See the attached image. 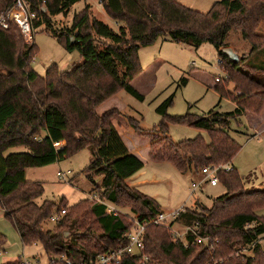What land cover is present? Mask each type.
Masks as SVG:
<instances>
[{
    "label": "trees",
    "instance_id": "trees-1",
    "mask_svg": "<svg viewBox=\"0 0 264 264\" xmlns=\"http://www.w3.org/2000/svg\"><path fill=\"white\" fill-rule=\"evenodd\" d=\"M26 1L36 16L32 21L34 30L42 23L50 26L51 16L65 15L81 0ZM98 1L117 31L90 17V7L86 6L74 16L70 28L58 35L52 32L65 50H77L81 56V64L65 71L54 65L43 77L39 76L31 68L37 54L35 44L25 43L12 22L7 30L0 28V209L21 244H39L49 261L52 257H64L70 264H88L109 250L127 245L124 234L131 225L121 216L107 215L102 205L89 200L70 209L61 203L56 211L65 210V215L52 230L43 229L55 206L47 201L35 202L43 194V187L39 182H27L25 170L55 164L84 149L92 157L84 172L93 186L92 192L115 207L130 208L136 220L146 223L143 256L125 255L115 264H212L216 258L233 254L236 246L256 242L264 236V217L256 215L264 207V189L246 190L233 167L228 172L218 171V181L226 193L216 198L209 209H185L173 222L191 229L184 242L174 240L170 234L173 223L168 227L151 224L160 207L154 199L127 184L143 171L144 165L128 152L112 124L113 117L120 114L111 109L99 115L96 110L120 91L143 100L131 86L141 72L138 52L158 39L194 49L208 44L218 52L220 67L237 90L247 92L252 86L264 91V78L250 80V85L242 87L238 78L243 74L240 66L244 61H231L221 52L228 48L225 40L229 32H238L243 40L251 42L252 52L264 46V36L256 34L264 26V0H221L205 14L175 0ZM11 6L12 0H0V14ZM186 83L183 78L181 84ZM219 84L220 80L214 90L220 99L235 103L232 112L219 113L218 104L202 116L187 113L171 119L206 132L208 143L200 137L174 143L165 124L146 132L139 122L125 118L135 134L149 139L150 160L169 162L181 175L220 164L232 166L240 147L228 132L229 124L239 121L246 110L259 115L262 106L259 104L255 113L249 111L252 104L245 105L240 97H230L231 93ZM171 104L170 97L156 112L165 119ZM61 142L63 148H54V144ZM11 148H24L26 152L4 156ZM94 176L101 178L99 185L93 182ZM87 217H92L98 226L97 236L86 227ZM4 244L0 235V246ZM259 248L254 247L255 257L244 264H264V249Z\"/></svg>",
    "mask_w": 264,
    "mask_h": 264
},
{
    "label": "rangeland",
    "instance_id": "rangeland-1",
    "mask_svg": "<svg viewBox=\"0 0 264 264\" xmlns=\"http://www.w3.org/2000/svg\"><path fill=\"white\" fill-rule=\"evenodd\" d=\"M218 1L221 0H175L181 6L203 14L207 13L211 6ZM86 6L90 7V17L117 31V26L105 14L98 0H81L72 5L65 15L51 16L50 26L42 23L32 33L37 54L31 62V68L39 76L43 77L50 66L55 65L59 71H65L82 63L79 52L77 50H65L63 44L58 41V36L52 32L58 35L65 28H70L74 16L83 11ZM256 34L264 36V26L261 25ZM225 43L237 55L238 59L244 61L240 66L243 77L238 78L242 87H247L246 85L251 82L250 80L264 78V46L252 52L251 42L243 40L238 32H229ZM255 43L257 44V42ZM138 58L141 72L132 80L131 86L139 92L143 100L138 101L125 91H120L113 96L114 98L111 97L112 100L109 98L110 101L106 100L103 102L104 104L99 105L98 111L96 110L97 113L116 109L120 116H116L112 123L119 134H124L126 130L132 133L125 119L131 118L136 123L139 122L141 128L146 132L152 131L162 123L165 124L168 136L174 143L193 140L198 137L208 143L209 137L206 132L195 130L186 124L173 122L171 119L183 117L187 113L202 116L213 110L218 104L217 111L219 113L232 112L235 109V103L228 98L220 99L219 93L214 90L218 83L215 80L219 79V85L231 93L229 94L230 97H240L245 105L252 104L251 108L248 109L249 111H256L259 104L262 106L259 115H253L246 110L239 121H232L229 124L228 132L240 147L233 159V165L242 179L245 189L263 190L264 106L262 99L264 100V91L252 89V86L245 90L247 92L237 90L235 83L227 81V76L220 67L218 52L208 44H203L194 49L168 40L158 39L152 45L140 48ZM247 64L258 70H250ZM183 78L187 79L186 85L181 84ZM260 95L263 96L260 97ZM170 97L172 104L166 112L167 117L164 119L156 112V109ZM259 97L261 98L260 103ZM253 136L255 137L251 138ZM134 139V145H129L131 148L137 147L144 153L150 152L147 137L137 136ZM25 152L24 148H11L4 152V156ZM91 160L90 151L84 149L55 164L42 168L26 169L25 180L27 182H39L43 187V194L35 202L41 204L47 201L54 204L55 207L52 212V216H54L58 214L56 210L61 203L70 209L85 200H89V195H97V193L92 192L93 186L84 174ZM149 161L144 164L143 172L146 175L138 177V180L144 181L146 184L138 190L145 196L154 199L160 207V212H174L182 207H184V211L185 209L198 211L209 209L216 198L226 193L225 188L220 183L215 187L204 184L202 182L204 178L200 175V171L182 176L169 162H155L150 159ZM217 167H220L221 170L223 167H230L231 170L232 166L220 164ZM59 172L67 175V182L58 179L57 173ZM92 179L96 185L101 183V178L98 176H94ZM191 182H202V186L194 194H191ZM90 202L97 203L96 201ZM66 208L63 207V209ZM116 208L119 213L118 216H121L126 224L129 225L136 219V215L132 213L130 208L123 206ZM256 215L264 217V207L257 211ZM173 222H166L164 225L168 227ZM85 223L86 227L92 229L93 235L100 234V230L92 217H87ZM55 225V223L47 220L43 224V229L52 230ZM184 229L181 224L173 223L170 234L174 240L184 242L186 236H182ZM178 234L181 236L178 237ZM0 235L5 239V244L0 246V264H14L18 261L28 264L49 263L47 255L39 244L26 246L21 244L17 232L11 223L4 218V212L1 209ZM206 242L207 240H204L205 245H207ZM257 245L260 247L259 249H264V236L259 238ZM245 248L246 246H236L230 256L216 258L215 261L212 260L211 262L212 264H229V259L231 260L230 264H236L235 261L244 264L247 259L255 257L254 250L247 251L244 250ZM52 258L55 259V257ZM262 258L264 259V256Z\"/></svg>",
    "mask_w": 264,
    "mask_h": 264
},
{
    "label": "built area",
    "instance_id": "built-area-1",
    "mask_svg": "<svg viewBox=\"0 0 264 264\" xmlns=\"http://www.w3.org/2000/svg\"><path fill=\"white\" fill-rule=\"evenodd\" d=\"M36 19L35 14L31 13L30 6L26 0H12V6L9 10L0 14V28L3 30H7L9 23H13L18 28L23 40L25 43L30 44L33 42L32 40V21ZM216 82L219 79L215 80ZM64 143H56L54 144V148L61 149L63 148ZM220 167H207L200 170V175L204 178L203 183L208 184L210 187H215L219 184L217 173L220 171ZM224 171H230V167H223ZM57 177L59 180L63 182H67V175L64 173H57ZM202 182H192L191 183V194L202 186ZM90 201H96L99 205H102L105 208V213L112 217L118 216L117 208L104 200H101L97 195L88 196ZM184 211V207L178 209L177 211L170 213L160 212L156 215L150 223L153 225H164L166 222H173L177 219L178 215ZM65 215V210H61L57 215L50 216L48 221L51 223H57L61 217ZM130 229L124 234V238L127 240V245L124 247H118L112 250L107 251L106 253L99 255L93 262H89L88 264H115L120 261L125 255L130 256H143V236L144 229L146 223H142L136 219H134L130 223ZM183 233V237L190 231L189 228H185ZM177 236V235H176ZM181 235L178 234V237ZM259 243V239L256 242H253L251 245L246 246L244 250L252 251L254 247ZM63 263L70 264L64 257H55V259L51 258L49 263ZM48 263V264H49ZM14 264H28L26 262H15Z\"/></svg>",
    "mask_w": 264,
    "mask_h": 264
},
{
    "label": "crops",
    "instance_id": "crops-1",
    "mask_svg": "<svg viewBox=\"0 0 264 264\" xmlns=\"http://www.w3.org/2000/svg\"><path fill=\"white\" fill-rule=\"evenodd\" d=\"M138 92V91H137ZM139 93V92H138ZM114 98V97H113ZM113 98H110V100H112ZM110 100H107V101H110ZM104 104V103H103ZM101 106V105H100ZM99 106V107H100ZM98 107V108H99ZM98 108H97V111H98ZM103 112L99 113V114H102ZM116 117V116H115ZM115 117L113 118L112 121H114ZM113 124V123H112ZM123 124V123H122ZM126 125V124H125ZM114 126V125H113ZM119 134V133H118ZM119 136L121 137V140L123 141L125 147L127 148L128 152L131 153L132 155H134L136 158H138L142 163L143 165L147 162H150L149 161V153H144V151H140V149H138L137 147H134V148H131V146L134 145V138L137 137L138 135L135 134L133 131L132 133H130L128 130H126L124 132V134H119ZM255 136L251 137V138H254ZM131 145V146H129ZM155 162H158V161H155ZM160 162V161H159ZM145 166V165H144ZM232 167L235 168V166L233 165V161H232ZM145 172H141L140 174L136 175L135 177L129 179L127 181V183L129 184L130 187L132 188H136L138 190V188H141L142 186H144L146 183L144 181H140L138 180V177H141V176H145ZM182 176H186L185 175H182ZM192 183V182H191ZM148 197V196H147ZM167 213H170V212H167Z\"/></svg>",
    "mask_w": 264,
    "mask_h": 264
},
{
    "label": "water",
    "instance_id": "water-1",
    "mask_svg": "<svg viewBox=\"0 0 264 264\" xmlns=\"http://www.w3.org/2000/svg\"><path fill=\"white\" fill-rule=\"evenodd\" d=\"M72 42H73V40H72ZM221 52L225 58H227L231 61H234V62L238 61L237 55L230 48H225Z\"/></svg>",
    "mask_w": 264,
    "mask_h": 264
}]
</instances>
